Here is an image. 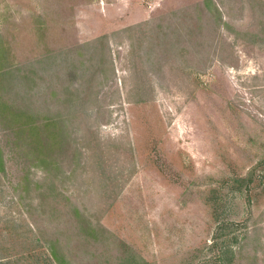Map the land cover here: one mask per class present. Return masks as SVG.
<instances>
[{
  "label": "rangeland",
  "instance_id": "obj_1",
  "mask_svg": "<svg viewBox=\"0 0 264 264\" xmlns=\"http://www.w3.org/2000/svg\"><path fill=\"white\" fill-rule=\"evenodd\" d=\"M1 71L0 263L264 264V0H0Z\"/></svg>",
  "mask_w": 264,
  "mask_h": 264
},
{
  "label": "trees",
  "instance_id": "obj_2",
  "mask_svg": "<svg viewBox=\"0 0 264 264\" xmlns=\"http://www.w3.org/2000/svg\"><path fill=\"white\" fill-rule=\"evenodd\" d=\"M3 75V71L0 72V77H2ZM1 115L3 116L4 114H8L9 118H13V117H17L16 114H14L13 112L8 111V109L6 107L3 106V109L1 111ZM18 115H20L21 117H25V114L23 113H19ZM4 119H7L8 117L6 115H4L3 117ZM44 127V125H43ZM22 134L27 133L28 134V138H32L34 135H37L38 133V129L40 130V127H37L36 125H31L30 123L27 122H23L21 123L18 128H17ZM23 129H25L23 131ZM19 136V135H18ZM20 138V137H18ZM41 149V145H36L35 149ZM124 263L121 264H125V263H131L133 262L135 259L134 257L130 256L128 258L123 259ZM46 261L48 262V264H69L66 262L65 257L62 255V258H60L57 253H56V249H51L49 256H47ZM0 264H7V263H0Z\"/></svg>",
  "mask_w": 264,
  "mask_h": 264
}]
</instances>
